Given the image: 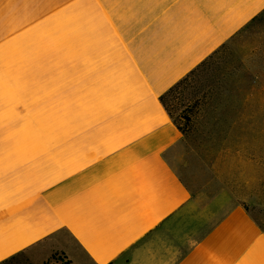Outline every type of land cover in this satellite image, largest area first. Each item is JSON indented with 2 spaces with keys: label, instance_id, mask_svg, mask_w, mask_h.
<instances>
[{
  "label": "crops",
  "instance_id": "1",
  "mask_svg": "<svg viewBox=\"0 0 264 264\" xmlns=\"http://www.w3.org/2000/svg\"><path fill=\"white\" fill-rule=\"evenodd\" d=\"M261 11L264 0H0V256L39 246L75 264L49 240L66 231L109 264L153 232L119 264L157 242L166 264H264V88L239 91L246 115L215 120L222 133L183 132L161 100Z\"/></svg>",
  "mask_w": 264,
  "mask_h": 264
},
{
  "label": "rangeland",
  "instance_id": "2",
  "mask_svg": "<svg viewBox=\"0 0 264 264\" xmlns=\"http://www.w3.org/2000/svg\"><path fill=\"white\" fill-rule=\"evenodd\" d=\"M256 40L255 46L248 48V54L243 58L245 66L252 74L250 81L239 80L235 88L229 87L227 90L219 87L223 79L230 77L235 65L234 46L226 43L227 47H225V44L213 53L164 96L163 100L166 107L183 132L189 134L199 133V131H203L201 125L205 126L206 123L212 122L213 127L210 130L222 133L225 129L214 127L215 120L223 119V117L231 118L239 114L246 115V111L242 112L241 108L237 109L239 105L247 103L246 95H241L240 92L237 94V90H244L239 89V84H245L246 89L255 86L262 91L264 88V66L259 63L256 57V53L259 51V37ZM249 61L255 63L250 64ZM256 100L257 103H262L264 100L263 94L257 95ZM258 114L261 116V112ZM214 140L215 136L213 135L211 141ZM216 146L226 145L216 144ZM251 210L256 212L254 207ZM55 252L56 255L51 257ZM61 257L60 251L55 250L42 261L43 264H65Z\"/></svg>",
  "mask_w": 264,
  "mask_h": 264
},
{
  "label": "snow or ice",
  "instance_id": "3",
  "mask_svg": "<svg viewBox=\"0 0 264 264\" xmlns=\"http://www.w3.org/2000/svg\"><path fill=\"white\" fill-rule=\"evenodd\" d=\"M259 37V51L256 53V57L259 63L264 66V11L253 18L249 24L236 34L227 44H232L233 54L235 55V65L234 70L231 72L229 78H225L221 81L219 87L227 90L229 87H236V83L239 80L250 81L252 79L251 71L248 67L245 66L243 58L248 54L247 49L254 47L257 43L256 38ZM227 44L225 47H227ZM250 64H254V61H249ZM239 89H246V85L241 83L239 84ZM239 94V90H237ZM248 123H252V114H247ZM261 123H264V111L261 112ZM256 139L251 133L248 134L247 144L248 148L246 150L250 151L251 147L254 146L253 142ZM260 149L262 159H264V135L260 138ZM200 172L207 173V168L200 165ZM222 178L225 182L231 183L236 186L240 195H245L249 193V189L244 186L243 179L240 178L239 172L236 169L222 168ZM259 190L260 195L264 198V168L261 169L260 175ZM252 191H255L256 186H251ZM211 195V193H209ZM166 223V221H165ZM160 232L161 237L163 238L166 233L163 231V224L159 226L156 230ZM154 236L153 232H150L146 237L140 240L133 248L129 249L128 252L122 254L121 256L116 257L110 264H119L120 260L124 256L130 255L132 252H135L138 249H141L145 243ZM49 240L54 241L56 244L63 245L66 248H69L75 255L76 261L75 264H95V260L91 257L90 253L79 244V242L68 232H58L54 237H49ZM160 249L157 252V249ZM43 253L40 251L39 246H33V248L26 249L24 252H21L19 255H5L0 256V264H43L42 261ZM166 252L163 250V247L157 242L156 247H153L152 250L145 251L140 257L138 264H166L165 258Z\"/></svg>",
  "mask_w": 264,
  "mask_h": 264
},
{
  "label": "trees",
  "instance_id": "4",
  "mask_svg": "<svg viewBox=\"0 0 264 264\" xmlns=\"http://www.w3.org/2000/svg\"><path fill=\"white\" fill-rule=\"evenodd\" d=\"M184 78H185V77H184ZM179 82H180V81H179ZM179 82H178V83H179ZM178 83H177V84H178ZM177 84H176V85H177ZM176 85H175V86H176ZM175 86H173L171 89H169V90L167 91V93L170 92ZM167 93H165V94L161 97V100L163 101V104H164V105H165V103H164V100H163V99H164V96H165ZM165 106H166V105H165ZM167 109H168V108H167ZM60 253H61V255H62L61 259L63 260V262H64L65 264H72V263H71V260H70V259H69V258L63 253V252H60ZM55 255H56V252L53 253V254L51 255V257H54ZM109 264H110V263H109Z\"/></svg>",
  "mask_w": 264,
  "mask_h": 264
}]
</instances>
